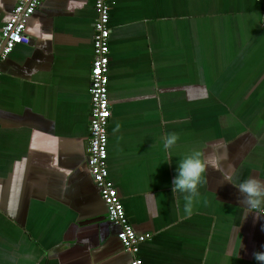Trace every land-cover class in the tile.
<instances>
[{
	"label": "crops",
	"instance_id": "obj_1",
	"mask_svg": "<svg viewBox=\"0 0 264 264\" xmlns=\"http://www.w3.org/2000/svg\"><path fill=\"white\" fill-rule=\"evenodd\" d=\"M18 0H0V24ZM94 0H42L0 73V264H130L86 165ZM108 175L142 264H257L264 217L225 182L264 180V0H109ZM119 124L120 130L114 132ZM167 133L179 140L163 149ZM199 149L190 218L172 192ZM170 162V163H169Z\"/></svg>",
	"mask_w": 264,
	"mask_h": 264
},
{
	"label": "built area",
	"instance_id": "obj_2",
	"mask_svg": "<svg viewBox=\"0 0 264 264\" xmlns=\"http://www.w3.org/2000/svg\"><path fill=\"white\" fill-rule=\"evenodd\" d=\"M42 0H18L9 19L0 24V73L1 65L18 45H28L26 34L28 19L35 13ZM95 13L92 39V63L89 73L90 111L86 165L106 207L109 222L117 225L116 235L122 248L133 258L130 264H142L137 257L140 245L150 234H137L125 214L123 205L108 175L107 142L111 106L108 100L109 70V0H94ZM107 113V115H105Z\"/></svg>",
	"mask_w": 264,
	"mask_h": 264
},
{
	"label": "clouds",
	"instance_id": "obj_3",
	"mask_svg": "<svg viewBox=\"0 0 264 264\" xmlns=\"http://www.w3.org/2000/svg\"><path fill=\"white\" fill-rule=\"evenodd\" d=\"M120 130L117 124L114 132ZM179 135L177 133H167L163 139V149L165 152L177 144ZM226 159L224 156H216L210 159L199 149H193L188 154L179 159L177 176L172 181V192L176 201L177 211H180V200H183L181 219L190 218L194 213L195 204L200 200V187L207 183L205 173L211 164L213 167H220V161ZM170 163V162H169ZM230 183L236 187L241 195V217L243 221L252 215L256 219L264 217V180L257 176H249L239 182L235 181L234 169L224 175V183ZM257 264H264V252L253 253Z\"/></svg>",
	"mask_w": 264,
	"mask_h": 264
},
{
	"label": "snow or ice",
	"instance_id": "obj_4",
	"mask_svg": "<svg viewBox=\"0 0 264 264\" xmlns=\"http://www.w3.org/2000/svg\"><path fill=\"white\" fill-rule=\"evenodd\" d=\"M105 115H107V113H105Z\"/></svg>",
	"mask_w": 264,
	"mask_h": 264
},
{
	"label": "water",
	"instance_id": "obj_5",
	"mask_svg": "<svg viewBox=\"0 0 264 264\" xmlns=\"http://www.w3.org/2000/svg\"><path fill=\"white\" fill-rule=\"evenodd\" d=\"M111 223V222H110ZM113 224V223H112Z\"/></svg>",
	"mask_w": 264,
	"mask_h": 264
}]
</instances>
